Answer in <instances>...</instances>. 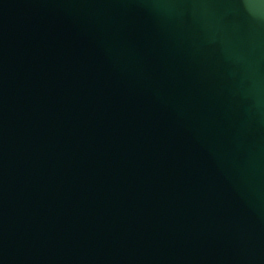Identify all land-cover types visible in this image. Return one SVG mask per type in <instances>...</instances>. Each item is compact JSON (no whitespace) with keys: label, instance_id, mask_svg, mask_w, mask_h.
Listing matches in <instances>:
<instances>
[{"label":"water","instance_id":"95a60500","mask_svg":"<svg viewBox=\"0 0 264 264\" xmlns=\"http://www.w3.org/2000/svg\"><path fill=\"white\" fill-rule=\"evenodd\" d=\"M0 264H264V0H0Z\"/></svg>","mask_w":264,"mask_h":264}]
</instances>
